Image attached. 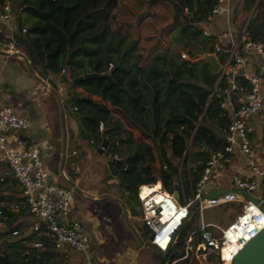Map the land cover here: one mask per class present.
<instances>
[{
	"label": "trees",
	"instance_id": "16d2710c",
	"mask_svg": "<svg viewBox=\"0 0 264 264\" xmlns=\"http://www.w3.org/2000/svg\"><path fill=\"white\" fill-rule=\"evenodd\" d=\"M17 1L22 6L17 7L16 14L9 7L17 25L12 36L31 66L43 77L57 75L65 68V52L69 51L68 67L77 85L111 103H126L134 111L129 120L158 147L162 165L166 166L161 171V179L169 192L173 190L177 170L166 155V147H170L176 158H183L187 151L186 139L190 137L193 144L208 145L214 151L225 147L226 140L205 125L209 121L223 126L228 122V115L221 106L222 94L218 91L212 94L219 73L206 61V56L213 51L214 39L212 35H203L198 25L210 16L217 0ZM4 3L5 0H0V10ZM252 6L247 36L264 43V19H261L264 3L244 0L245 10ZM185 7L192 16L188 17ZM169 16L184 19V23H176L179 26L176 40L184 46L193 45L187 51L189 58H181V51L176 48L159 45L145 57L151 40L139 37V24L145 21V36L157 19L162 21ZM3 37L0 28V39ZM93 72L98 75L85 76ZM223 84V81L218 83ZM76 101V108L85 113L86 129L99 141L106 138L109 152L120 156L110 159L109 169L124 189L137 195L139 185L155 182V171L145 155L147 143L134 138L103 105L86 98ZM100 120L105 123L104 132L98 131ZM2 207L9 218H16L10 206ZM14 255L17 258L0 249V264L5 260L16 264L36 263L34 257L21 255V251H14Z\"/></svg>",
	"mask_w": 264,
	"mask_h": 264
},
{
	"label": "crops",
	"instance_id": "0c3cea01",
	"mask_svg": "<svg viewBox=\"0 0 264 264\" xmlns=\"http://www.w3.org/2000/svg\"><path fill=\"white\" fill-rule=\"evenodd\" d=\"M125 1L129 2V0ZM6 3L18 8L22 6L18 1L13 0H5ZM166 3H168L167 0ZM157 4L155 2L154 6ZM253 7L245 10L242 6L236 9L234 5V14L233 16L231 14L228 20L211 17L213 33L230 30L231 37L227 39L228 44L238 34L239 29L246 22L248 23L251 17L248 13L253 11ZM239 10L238 16L243 17V22L235 20ZM185 12L189 14L188 17L192 16L186 7ZM13 13L11 19L3 21L1 25L4 36H12L17 30ZM245 13L247 16L244 15ZM144 23L145 21L142 20L137 31L141 39L151 40L150 43H146L145 57L156 45L169 46L173 50L176 48L178 52L193 49V45L184 46L176 40L179 35V26L176 23H184V19L177 20L174 16H169L162 21L157 19V23L152 24L150 33L145 36L143 35L146 28ZM238 51L245 59L242 69L248 73H255L258 55L240 46ZM18 53H22L29 60L21 50ZM65 53L64 67L67 72L62 76L61 81L56 82L54 75L49 74L43 77L32 67L42 81L36 79L30 74L22 59L0 52V91L5 103L17 113L26 115L30 119V126L27 130H14L8 133L9 146L18 149L30 142L38 143L40 156L50 182H56L73 191L71 217L81 222L82 231L89 238V247L86 252L54 247L50 238L44 234L35 233L29 225L36 221L42 224L43 221L27 214L25 208L22 207L19 212L12 209L16 212L15 219L9 218L3 212L6 217L7 230H0L2 233L0 234V249L7 251L13 258H17L14 251H21V255L34 257L35 264H86L88 261L90 264H143L139 257L144 250L147 254L154 251L156 255L163 258L159 251L146 245L149 232L147 234V228L140 219L141 214L134 213L140 210L137 195L125 190L118 177L110 172V147L105 146L102 150L103 140L99 141L96 135H92L86 129L85 113L81 108H76V100L86 98L91 99L95 104L103 105L110 115L121 122L123 128L132 132L134 138L145 141L147 143L145 155L155 171V182L163 185L161 171L166 166L162 165L158 147L151 138L129 120L134 111L126 103L115 104L103 100L74 82L68 67L69 51ZM261 87L264 92V82ZM234 105L235 103L224 107L227 111L228 122ZM228 122H225L223 126H217L208 121L205 125L210 126L225 139ZM252 124L251 142L256 152V159L260 167L264 169V105L253 116ZM187 140L190 148L183 158L173 157L170 147H166V155L177 170L173 177V185L174 183L179 184L177 199L180 202L192 193L196 180L201 174L202 166L210 153L214 151L208 145L193 144L192 137ZM233 174L250 176L243 155L238 149L235 150L222 176L212 179L205 186L203 193L215 189L231 188L230 178ZM0 177L2 178L0 180V209H3L2 206H9L11 201L19 198L20 187L11 171L3 164H0ZM173 191L174 187L171 192ZM226 206L237 207L233 203ZM13 229H17L19 234L12 235ZM36 241H41L42 244L35 247L33 243ZM9 243L11 247L7 246ZM103 248H108V250H102ZM13 264L16 263L13 262Z\"/></svg>",
	"mask_w": 264,
	"mask_h": 264
},
{
	"label": "built area",
	"instance_id": "2783aa9c",
	"mask_svg": "<svg viewBox=\"0 0 264 264\" xmlns=\"http://www.w3.org/2000/svg\"><path fill=\"white\" fill-rule=\"evenodd\" d=\"M232 2L233 0H217L211 9L210 17L198 22L203 35L213 36L214 48L208 54H213L219 63L217 84L212 94L217 91L225 93V98L221 101L222 107L235 103L226 126L225 147L210 153L202 166L195 188L182 202L160 182L141 184L137 190L140 219L149 230L148 243L157 251L165 252L170 247H175L179 232L186 223L191 224L190 231L183 240L182 249L176 250L178 257L172 259L169 264H226L224 256L226 252L223 250L226 251L227 248L229 254L227 259L230 264L232 257L244 243L264 227V211L261 208V205H264V194L260 192L264 184V169L256 159L250 138L253 131L252 118L264 105V92L261 87L264 82V44L247 36V22L228 44L227 39L231 37L230 30L213 33L211 17L228 20L233 13ZM10 6L9 3H4L0 10L1 20L11 19ZM25 30L22 28V31ZM239 46L258 55L255 73H248L242 69L245 59L238 51ZM19 51L18 41L13 36H4L0 39L1 53L13 56ZM180 56L189 58L185 52H180ZM66 72L67 69L62 68L60 73L54 76L61 81ZM220 81L224 83L222 86L218 85ZM29 126L28 116L17 113L5 103L0 91V164L11 171L20 187L19 198L13 200L9 206L16 211L24 207L27 214L41 219L42 224L36 221L29 225L35 233L50 238L54 247L86 252L89 238L82 231L81 222L71 217L72 189L50 182L38 143L30 142L18 149L9 146L8 133L14 130L25 131ZM97 127L98 131L104 132V121L100 120ZM189 148L190 143L187 141V151ZM101 149L103 150L104 146ZM236 149L243 155L250 176L233 174L230 178L231 189L243 190L256 200L235 191L220 193L215 197H205L203 195L205 186L212 179L222 176ZM109 155L111 159L120 158L117 153H109ZM256 191L258 194L254 193ZM232 203L239 207V211L225 227L204 219L205 209ZM193 207V212L190 213ZM193 213H195V222L191 220ZM0 227H6V217L2 209H0ZM175 232L177 235L174 238ZM11 234L17 235L19 231L13 229ZM41 244V241L33 243L35 247Z\"/></svg>",
	"mask_w": 264,
	"mask_h": 264
},
{
	"label": "water",
	"instance_id": "95a60500",
	"mask_svg": "<svg viewBox=\"0 0 264 264\" xmlns=\"http://www.w3.org/2000/svg\"><path fill=\"white\" fill-rule=\"evenodd\" d=\"M234 12L232 13L233 16ZM231 16V17H232ZM15 57H18L22 59L28 71L30 74L35 77L36 79L42 81V79L34 72L29 60L22 54V53H15ZM206 61H208L211 66L213 67L214 71H218L219 69V63L217 62L215 56L213 54H209L206 56ZM98 75L97 73H88L85 74V76L90 77V76H96ZM219 92V91H218ZM222 96H225V93H221ZM187 140V139H186ZM188 141V140H187ZM107 139L104 138L102 141V146H107ZM174 191L173 195L174 197L178 198V192H179V184L174 183L173 185ZM228 191H235L237 193H242L247 196H249L251 199L256 200L253 196L249 195L243 190H238V189H231V188H221V189H215L212 191H209L204 194L205 197H215L218 196L220 193L228 192ZM261 208L264 211V205H261ZM193 209H190V213L193 212ZM0 230H7L6 227H0ZM177 232L174 234V238L176 237ZM147 246L153 248V245L150 243H146ZM171 253V257H173L176 253L175 247H170L167 251L165 252H159L160 255L165 257ZM3 264H13V262L5 260ZM230 264H264V227L261 228L260 230L257 231V233L251 237L248 241L244 243V245L238 250V252L232 257Z\"/></svg>",
	"mask_w": 264,
	"mask_h": 264
},
{
	"label": "rangeland",
	"instance_id": "374dc122",
	"mask_svg": "<svg viewBox=\"0 0 264 264\" xmlns=\"http://www.w3.org/2000/svg\"><path fill=\"white\" fill-rule=\"evenodd\" d=\"M14 2H16L17 0H13ZM262 2L264 3V0H262ZM233 6L235 5L236 9H240L241 6L243 7L244 5V0H233ZM243 4V5H242ZM254 8V7H253ZM12 9L13 12H17V7L12 5ZM262 11V9H260V12ZM264 11V10H263ZM253 11H250L248 13V16L250 17L252 15ZM240 13V10L238 11L237 15H236V19L235 20H243V17L240 18L238 15ZM241 15L242 11H241ZM244 15L247 16V13H245ZM263 16L262 14H259V17ZM16 18V16L14 17V19ZM261 19H264V17H262ZM243 22V21H242ZM3 24V20L0 19V28L2 29L1 25ZM257 38V37H256ZM259 39V38H257ZM187 53V51H182ZM56 82H58L59 80L56 78L55 79ZM216 182V181H214ZM260 192L264 194V184L262 185ZM256 194H258V191L254 192ZM239 211V207H230V206H226V205H221V206H216V207H212V208H207L204 210L203 215H204V219L206 221H212V222H216L219 225H221L222 227H225L229 222L232 221V219L235 217L236 213ZM134 212V211H133ZM135 214H141V211L137 210L134 212ZM191 220L193 222H195L196 218H195V213L192 214ZM147 228V227H146ZM191 228V224L190 222L186 223V225L183 227V229L180 231L179 235H178V239H177V248L178 251H180L182 249V245H183V240L186 238L187 234L189 233ZM149 230L147 228V234H148ZM149 237V234H148ZM102 250H108V248H103ZM141 257H139V260L143 262V264H169L171 262L172 259H175L178 257L177 254H175L173 257H171V253H169L168 255H166L163 258H160L158 255L155 254L154 251L149 252V254H147V251L144 250L141 252Z\"/></svg>",
	"mask_w": 264,
	"mask_h": 264
},
{
	"label": "bare ground",
	"instance_id": "6f19581e",
	"mask_svg": "<svg viewBox=\"0 0 264 264\" xmlns=\"http://www.w3.org/2000/svg\"><path fill=\"white\" fill-rule=\"evenodd\" d=\"M227 250H228V248L226 249V251L223 250L224 252H226V254H224V256H225V261H226L225 263H226V264H228V262H229V260L227 259V258H229V254H228Z\"/></svg>",
	"mask_w": 264,
	"mask_h": 264
},
{
	"label": "clouds",
	"instance_id": "9594fccd",
	"mask_svg": "<svg viewBox=\"0 0 264 264\" xmlns=\"http://www.w3.org/2000/svg\"><path fill=\"white\" fill-rule=\"evenodd\" d=\"M209 55V54H208ZM218 72V71H217Z\"/></svg>",
	"mask_w": 264,
	"mask_h": 264
}]
</instances>
